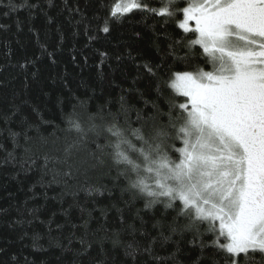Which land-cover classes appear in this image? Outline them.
Here are the masks:
<instances>
[{
  "label": "trees",
  "instance_id": "1",
  "mask_svg": "<svg viewBox=\"0 0 264 264\" xmlns=\"http://www.w3.org/2000/svg\"><path fill=\"white\" fill-rule=\"evenodd\" d=\"M118 2L0 0V264H134L128 245L143 247L153 237L162 260L144 254L135 264H174L173 254L195 264L200 256L192 234L181 235L187 219L163 204L145 208L147 198L133 195L135 176L121 175L110 142L68 123L78 121L86 132L90 123L106 128L123 97L131 108L120 123L139 127L137 112L151 115L157 99L156 80L142 66L163 63L164 71L173 49L210 70L198 46L176 43L191 34L147 11L117 20L111 10ZM68 144L76 146L70 158ZM171 228L176 233L162 245L160 233Z\"/></svg>",
  "mask_w": 264,
  "mask_h": 264
},
{
  "label": "snow or ice",
  "instance_id": "2",
  "mask_svg": "<svg viewBox=\"0 0 264 264\" xmlns=\"http://www.w3.org/2000/svg\"><path fill=\"white\" fill-rule=\"evenodd\" d=\"M160 3L153 8L145 0H119L111 16L119 20L140 10L175 23L191 34L176 43L198 46L210 70L195 65L188 54L175 55L170 45L174 63L164 71L163 63L142 66L156 80L157 99L151 115L137 112L139 127L120 123L121 112L127 115L131 108L121 97L106 128L90 123L86 132L69 119L70 129L110 142L115 163L124 166L121 175L135 176L129 184L133 195L147 198L145 208L163 204L187 219L181 235L191 233L189 243L200 250L195 264L204 259L264 264V0H184L182 8L177 0ZM102 31L109 33L107 22ZM176 140L181 147H175ZM75 147L66 146L69 158ZM175 233L176 228L169 235L161 232L162 245ZM156 242L153 237L143 247L129 244L125 254L134 264L144 254L161 261L154 254ZM171 259L180 264L175 254Z\"/></svg>",
  "mask_w": 264,
  "mask_h": 264
}]
</instances>
